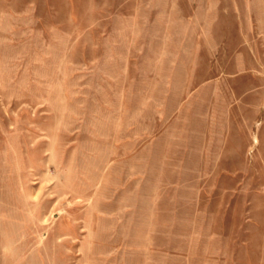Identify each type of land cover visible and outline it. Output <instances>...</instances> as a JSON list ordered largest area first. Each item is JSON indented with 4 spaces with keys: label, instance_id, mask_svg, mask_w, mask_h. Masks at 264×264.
I'll use <instances>...</instances> for the list:
<instances>
[{
    "label": "rangeland",
    "instance_id": "374dc122",
    "mask_svg": "<svg viewBox=\"0 0 264 264\" xmlns=\"http://www.w3.org/2000/svg\"><path fill=\"white\" fill-rule=\"evenodd\" d=\"M0 264H264V0H0Z\"/></svg>",
    "mask_w": 264,
    "mask_h": 264
}]
</instances>
